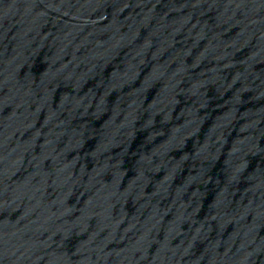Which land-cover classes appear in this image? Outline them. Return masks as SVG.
Wrapping results in <instances>:
<instances>
[{
    "label": "water",
    "instance_id": "95a60500",
    "mask_svg": "<svg viewBox=\"0 0 264 264\" xmlns=\"http://www.w3.org/2000/svg\"><path fill=\"white\" fill-rule=\"evenodd\" d=\"M0 264H264V0H0Z\"/></svg>",
    "mask_w": 264,
    "mask_h": 264
}]
</instances>
